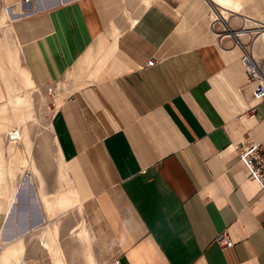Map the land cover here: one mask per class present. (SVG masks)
Returning a JSON list of instances; mask_svg holds the SVG:
<instances>
[{"label": "crops", "instance_id": "1", "mask_svg": "<svg viewBox=\"0 0 264 264\" xmlns=\"http://www.w3.org/2000/svg\"><path fill=\"white\" fill-rule=\"evenodd\" d=\"M2 1L1 43L31 88L91 79L49 125L101 264H264V190L233 149L264 139V103L210 26L214 4L236 9L234 30L264 26V0ZM250 50L264 61V31ZM18 70L0 66V107ZM20 225L0 202V264H22L5 256L22 254Z\"/></svg>", "mask_w": 264, "mask_h": 264}, {"label": "rangeland", "instance_id": "2", "mask_svg": "<svg viewBox=\"0 0 264 264\" xmlns=\"http://www.w3.org/2000/svg\"><path fill=\"white\" fill-rule=\"evenodd\" d=\"M144 1L141 0L145 5ZM19 6L13 7V14L20 12ZM0 8L11 14L2 0ZM228 10L236 12L232 7L223 8V11ZM230 13L222 17L229 19ZM236 17L237 13L233 16L235 21ZM1 34L5 36L6 33L2 31ZM1 42L2 37L0 66H4L6 76L12 75L14 79L17 67L21 70L19 60L16 62L17 54ZM19 70L17 86L7 93L6 103L0 107V198L9 202V214L15 207L10 220L21 222L19 234H24L23 251L18 258L12 253L15 251L13 246L6 249L5 256L18 259L22 264H62L63 261V264H101L94 247H91L92 239L82 222L78 196L59 160L49 125L58 103L91 79H84L74 72L56 85L34 89L28 85L25 73ZM12 132L19 138L15 145L10 143ZM14 147L16 150L20 148L22 163L28 160V168L17 163ZM29 217L31 221L23 219ZM38 223L43 225L27 234L31 230L27 228Z\"/></svg>", "mask_w": 264, "mask_h": 264}, {"label": "built area", "instance_id": "3", "mask_svg": "<svg viewBox=\"0 0 264 264\" xmlns=\"http://www.w3.org/2000/svg\"><path fill=\"white\" fill-rule=\"evenodd\" d=\"M29 1L31 0H24V3H28ZM210 17L211 29L214 30L218 38L233 37L234 43L232 47L237 46L242 51L240 63L247 74L249 85L252 86V101L255 103H264V61L257 60L250 50V43H253L262 34L264 26L248 29L246 26L241 25L238 29L234 30L226 19H222L218 9L214 5H210ZM215 28L217 29L216 31ZM243 35L248 36V43H242L238 39V37ZM154 64L155 61L153 59L147 62V66H153ZM249 113L250 117H253L255 108L251 107ZM233 149L237 152L240 161L250 170L251 178L257 181L264 190V139L261 142L246 140L233 145ZM217 242L221 247L232 246V242L226 233L218 235Z\"/></svg>", "mask_w": 264, "mask_h": 264}, {"label": "bare ground", "instance_id": "4", "mask_svg": "<svg viewBox=\"0 0 264 264\" xmlns=\"http://www.w3.org/2000/svg\"><path fill=\"white\" fill-rule=\"evenodd\" d=\"M216 2V1H215ZM215 5V4H214ZM217 6V5H216ZM217 8L219 9V14L221 15V17H222V15L223 14H228L229 15V13L230 12H232V11H223V9L222 8H220L219 6H217ZM14 11V10H13ZM232 13H234V12H232ZM235 14V13H234ZM234 16V15H233ZM243 34V33H242ZM243 40H245V38L243 37L242 38ZM11 136V138H10V143L11 144H13V145H15V144H17V142H18V140H19V138H18V135L17 134H15L14 132H12L11 134H10ZM7 137H9V136H7ZM14 153H15V157H16V159H17V163L19 164V165H22V166H24V167H26V168H28V160L26 161V162H24V163H22V157H23V154H21V150H20V148H19V150H16V148L14 147ZM1 171V170H0ZM0 202H2V203H4V205L6 206V207H8L9 208V202L7 201V199H5V198H0ZM15 209V207L13 206L12 207V209H11V213L9 214V219H10V216H11V214H12V212L14 211V209ZM42 220H43V218L40 220V222L39 223H41L42 222ZM45 220V219H44ZM30 221H31V219H30ZM38 223V225L36 226V225H34L33 227H28L27 229H30V228H33V229H35L36 227H38L40 224ZM43 224H44V221H43ZM42 224V225H43ZM21 226V225H20ZM30 226V225H29ZM36 226V227H35Z\"/></svg>", "mask_w": 264, "mask_h": 264}]
</instances>
